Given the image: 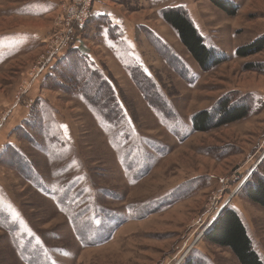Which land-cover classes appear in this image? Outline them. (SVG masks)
<instances>
[{"label":"rangeland","instance_id":"rangeland-1","mask_svg":"<svg viewBox=\"0 0 264 264\" xmlns=\"http://www.w3.org/2000/svg\"><path fill=\"white\" fill-rule=\"evenodd\" d=\"M14 1L0 0V154L13 145L33 174L29 183L0 165V264H240L230 248L205 236L228 209L238 213L264 264V207L245 190L264 160V52L236 56L264 37V0H228L238 6L235 16L210 0H119L134 35L115 43L102 28L94 39L106 50L96 48L105 59L97 65L124 95L126 119L115 125L104 124L78 95L44 85L58 61L50 52L64 25L60 5L41 24L48 35L27 53V37L1 35L40 25L2 16V6ZM175 7L227 61L208 72L199 68L160 17ZM144 26L167 48L154 46ZM135 67L167 114L145 101L129 72ZM236 94L256 100L249 116L193 132L194 114Z\"/></svg>","mask_w":264,"mask_h":264},{"label":"trees","instance_id":"trees-1","mask_svg":"<svg viewBox=\"0 0 264 264\" xmlns=\"http://www.w3.org/2000/svg\"><path fill=\"white\" fill-rule=\"evenodd\" d=\"M210 1L215 6L226 9L231 16L237 14L238 6H235L233 2L228 0ZM159 14L160 17L176 31L178 38L189 54L195 58L202 71L208 72L228 60L225 53L222 54L217 49L205 45V39L202 38L184 8H166L161 10ZM106 24L109 25V23ZM116 29V26H110L111 34H115V36L118 35V33L116 34ZM141 33L143 35L147 34L154 46L158 44V46L167 48L162 41L157 40L152 30L148 27H142ZM259 52H264V37L258 38L254 43L248 46L237 49L236 56L248 57ZM63 55L57 56V64L54 65L51 74L45 79L44 85L49 89L61 91L66 95H78L88 106L97 110L104 124L115 125L124 122L126 119L125 110L123 108V105H125L124 95L121 90L118 92L119 88L111 75L108 73L107 77L104 68L98 66L82 51L72 46H70L66 54ZM179 64H182L183 67L182 62ZM129 72L137 87L141 88L142 91L144 87L146 91V93L144 92L145 101L159 113H163L164 115L167 114L168 107L165 102L160 106L155 105L153 102V98L161 101L160 98L162 99V97L153 92L154 87L150 85L149 77L146 76L139 67L130 68ZM151 83L153 84L152 80ZM146 85H148V87H145ZM147 89L152 92H147ZM157 95H159L160 98ZM224 98L225 99L220 100L216 107H212L207 111L199 112L192 116L193 132H209L212 129L241 121L251 114L253 104H256V100H254L251 95L241 97L239 94H236L234 96L232 95V97L225 96ZM261 109L262 107H259L257 112ZM128 111L134 118L129 107ZM134 120L135 122L137 121L135 118ZM26 124L29 125V122ZM18 132L27 136V129L24 126H21ZM0 165L16 170L21 176L24 175L25 180L30 183L33 169L27 158L23 154H20L13 145L6 146L5 150L1 152ZM19 170L21 172H26L21 173ZM245 190L247 191L246 193L249 200L264 207V160L261 161L258 170L245 187ZM177 193L178 192L174 193V197ZM205 236L206 240L212 244L215 243L222 247L230 248L235 257L238 258L240 264H263L262 260L257 257L253 250L252 242L247 234L246 227L243 226L238 213L232 209H228ZM19 259L21 261L20 256Z\"/></svg>","mask_w":264,"mask_h":264},{"label":"crops","instance_id":"crops-1","mask_svg":"<svg viewBox=\"0 0 264 264\" xmlns=\"http://www.w3.org/2000/svg\"><path fill=\"white\" fill-rule=\"evenodd\" d=\"M64 1L65 0H16L11 4L13 5L12 7L3 5L1 9L2 16L7 18H29L32 24L38 22L40 25L37 27L34 26L33 28L16 27L17 30L4 31L1 35H14L15 37L21 35L27 37L24 42V44H26L25 48H30L27 53L33 52L32 50L39 44L38 42L47 36L50 31V29L44 28V25L41 24H44V20L49 19V17L56 12L58 6ZM92 10V18L87 27H82L79 30L78 39L75 41L74 47L82 51L87 57L102 67L101 60L105 59L101 56H96V48L99 46L105 52L106 50L102 43L94 41V39L99 36L100 31H103L102 28H107L110 41L128 44L126 39L134 35V27L130 24V17H127L125 12L120 8L119 0H96ZM106 23H109V25ZM110 26H116V34L118 33V35L115 36V34H111ZM82 34L85 35L83 40L81 39ZM23 53L26 52L21 51L10 59H14ZM3 147L4 146L0 143V148L2 149Z\"/></svg>","mask_w":264,"mask_h":264},{"label":"built area","instance_id":"built-area-1","mask_svg":"<svg viewBox=\"0 0 264 264\" xmlns=\"http://www.w3.org/2000/svg\"><path fill=\"white\" fill-rule=\"evenodd\" d=\"M95 2L96 0H65L63 4H60L59 8L64 12L65 20H63L64 25L61 32L58 30L56 33L55 41L58 44L56 48L50 52V56H61L60 54L63 55L66 49L74 44L78 39L79 30L82 27H85V25L91 20L93 13L92 9ZM262 158H264V154L262 155ZM245 178L238 186L236 190L237 193L246 182ZM225 207L226 205L224 204L222 208L218 210V214L213 217V220H218Z\"/></svg>","mask_w":264,"mask_h":264}]
</instances>
